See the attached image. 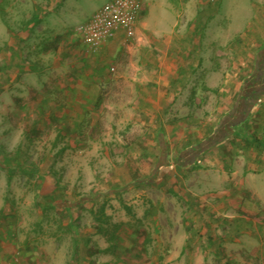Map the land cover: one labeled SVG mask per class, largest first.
<instances>
[{"label": "rangeland", "instance_id": "1", "mask_svg": "<svg viewBox=\"0 0 264 264\" xmlns=\"http://www.w3.org/2000/svg\"><path fill=\"white\" fill-rule=\"evenodd\" d=\"M33 1L0 0V264H214L203 222L209 212L233 214L231 202L258 216L249 226L258 229L264 202L242 187L233 168L244 159L233 153L260 159V151L241 147L246 142L236 133L194 157L186 150L208 134V104L215 98L228 104L252 72L264 44V0H196L195 29L182 15L181 31L194 36L181 46L186 68L213 69L233 85L226 94L204 89L206 100L196 101L192 79L184 89L187 106L174 100L169 123L159 125L147 115L160 108L145 110L133 99L131 82L116 80L115 62L106 65V78L96 53L78 51L76 60L70 40L80 34L41 28ZM84 55L81 76L76 64ZM178 63L159 58L147 84L160 92L161 68ZM260 116L264 96L250 118ZM256 240L246 234L223 248L256 263Z\"/></svg>", "mask_w": 264, "mask_h": 264}, {"label": "crops", "instance_id": "2", "mask_svg": "<svg viewBox=\"0 0 264 264\" xmlns=\"http://www.w3.org/2000/svg\"><path fill=\"white\" fill-rule=\"evenodd\" d=\"M108 1L110 0H34L32 3L34 12L32 13H34L35 16L34 19L39 21L38 23L41 28L46 29L48 27V29L51 30V33L55 30L57 35L58 31L62 30L65 32L68 29H75L78 24L85 21L95 10L100 8ZM195 1L196 0H143L140 13H138L136 17L134 37L127 39L125 37L124 31L122 29H118L112 34V36L104 39L97 51L94 52L96 53V62H102L100 65L101 70H99L100 75L104 74V77L106 78L109 76L108 71L105 70V67L112 60L116 63L117 67L115 72L116 80H128L133 85L132 91L136 93L134 94L133 99H135L139 104H142V108L145 110L154 108V103L156 104L157 108H160L159 113L157 112L153 115H147L149 120H155L158 125L169 123L168 119L170 117L169 114L172 108L170 103L174 102V100H181L180 106L182 104V108L187 106H185V104L183 105L184 99H186V96L184 95V89H186V86H192L191 90L193 91L194 89H198V92H196L197 94L194 96V98L196 101H202L206 100V94H204V91L202 92V90L205 89L206 92H219L221 94H226L228 87L233 85L228 76L223 79H217L220 77V75L218 76L217 71H214L213 69L206 70L205 68H199V70H197L195 68L196 64H194L193 68H186L187 65L184 60L187 56L181 52V46H185L189 37L188 34L181 31L182 28L186 27L182 23L184 22V20H182V15L188 14L190 19L187 20V22H190V20L193 19L194 15L192 17L190 14H195V12L192 10ZM207 3L209 7L206 8V12L209 10L208 16H212L216 11H214V9L211 7L212 4L210 2L207 1ZM182 5L187 6L186 11L184 9L179 10ZM27 9L26 12L28 13ZM196 22L198 21L194 19L193 22H190L188 28L192 26L190 28L195 29ZM71 39L72 40L70 41L74 43V47L76 46L77 49L75 53L76 60L79 59V57L77 58L78 51H82L83 53L85 52V54H87L86 52L88 51L85 49L79 35L76 37L73 34ZM191 39H194V36L193 38H189V40ZM85 56L86 55L81 56V61L78 60L79 64H76V68L82 70L81 76L87 74L84 66L87 60L85 59ZM159 58L162 60L171 58L172 61L177 60L179 62L176 68H171V66H168L165 69L161 68V74L158 76H162V85L164 86L161 87L163 89L160 92L159 87L156 86L155 88L153 84H147L148 81L154 80V76H157L156 70L159 72L158 68L156 67L158 65L156 64V61H159ZM183 58L185 59L183 60ZM198 58V55L194 54V60H198ZM183 61L184 63H180ZM85 71L86 73L84 74ZM189 82H191L190 86H188ZM219 86L220 89L218 90L217 87ZM238 86L234 89L235 94L228 104L223 103L217 105L218 101L216 98L215 100L213 98V106L211 103L208 104V108L212 109L206 114V116L209 115V117H211V119H207V122L210 123V127H212V124H219L218 118L221 115L226 114V112H228L230 108L233 107ZM155 92L161 94L154 96ZM211 98L212 95L209 96V100ZM210 101H212V99ZM256 106L257 103L254 108H256ZM216 110L218 112L217 118L214 116L215 113H217L214 112ZM251 120H253V122H251ZM202 122L204 121L201 119L200 124H202ZM249 123L254 126L252 129L253 132H261L264 137V117L261 118L260 116L256 119L249 117L246 121V124L244 123L243 126H248ZM210 127L207 130L208 133L212 130ZM242 127H240L243 130L241 132H243V135H246L247 131ZM197 136L198 135L195 137ZM237 137L241 138L239 135ZM244 145L247 146L246 149H256V151H260L259 154L261 158L250 159L248 157V159H246L247 157L242 150L236 151L233 153V156L242 157L244 159V164L241 167L233 168V172L238 174L242 179V187L255 193L257 198L264 202V152L255 145L249 146L247 143H242L241 147ZM247 161L249 163L252 162L256 168L247 166ZM243 203L252 205L250 200H247V198L244 199ZM259 204L260 202H257V205ZM233 205L234 204L231 202L230 206L234 211V213L231 215H225L224 213L221 216L219 214H213L217 218V224L215 226L213 225L212 227H215L214 229L216 236L222 237L221 244L223 245L225 240L231 242L236 241V238L239 236L247 234L249 236H255L257 239L256 241L259 242V245L257 246H261V248L257 251L258 253L255 257L256 263H246L245 261H239L234 258L233 255L229 257L226 254V249L223 248L225 259L228 260L230 264H264V217L262 219L255 220L258 221V229L252 230L249 227L250 223H254L253 219L258 218V216L256 218H252L247 215L246 212H243V210L241 211L240 208L237 209L235 205ZM238 205L244 206L241 203ZM260 215H263V213H260ZM216 221L211 220V222L214 223ZM238 222H242V229L236 233L235 228L231 226ZM220 223L224 224V227L222 230L220 229V231H218L217 227H219ZM206 230L207 234L208 229ZM210 251L214 254L216 253V251L212 248H210ZM249 255L251 256L252 254ZM219 258H221L220 260L222 262V257L217 255L214 264H219L217 263Z\"/></svg>", "mask_w": 264, "mask_h": 264}, {"label": "trees", "instance_id": "3", "mask_svg": "<svg viewBox=\"0 0 264 264\" xmlns=\"http://www.w3.org/2000/svg\"><path fill=\"white\" fill-rule=\"evenodd\" d=\"M208 13V12H207ZM264 45V44H263ZM259 44V49L254 57L253 70L250 74L242 80V83L238 86L237 95L233 103V107L230 108L226 114L221 115L218 118L219 124H212L207 136L200 139L196 144L188 146L186 153H191L192 157L200 154L203 150H206L211 145H216L223 138L227 137L232 133L243 138L246 143L250 146H257L264 152V137L261 132H248L246 135H243L241 128L246 124L247 119L250 117L251 112L256 105L257 101L264 96V46ZM263 51V53H262ZM258 132V131H257ZM245 134V133H244ZM184 155V154H183ZM138 175V174H136ZM130 179V178H129ZM121 189V188H120ZM70 206H67L69 209ZM206 209H201L200 214H203ZM207 222H203V227L208 229L206 242L208 247L216 251V256L219 255L222 257L217 260L219 264H230L228 260L225 259V253L223 252V245L221 244L222 237L216 236L215 227L212 226L217 224L216 216L209 212L207 215ZM212 221H216L211 222ZM231 225V224H229ZM242 222L233 224L231 227L235 228L236 233L241 231ZM229 227V226H228ZM202 228V227H201ZM262 228V226H261ZM200 232V228L198 229ZM190 238L186 239L188 242Z\"/></svg>", "mask_w": 264, "mask_h": 264}, {"label": "built area", "instance_id": "4", "mask_svg": "<svg viewBox=\"0 0 264 264\" xmlns=\"http://www.w3.org/2000/svg\"><path fill=\"white\" fill-rule=\"evenodd\" d=\"M143 0H110L76 26L85 49L94 53L101 42L122 29L127 39L135 35V22Z\"/></svg>", "mask_w": 264, "mask_h": 264}]
</instances>
